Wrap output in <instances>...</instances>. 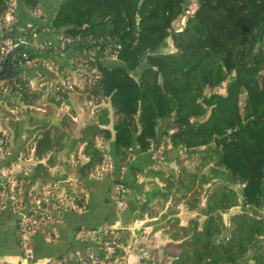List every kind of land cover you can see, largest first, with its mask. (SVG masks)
I'll return each instance as SVG.
<instances>
[{"label":"trees","instance_id":"16d2710c","mask_svg":"<svg viewBox=\"0 0 264 264\" xmlns=\"http://www.w3.org/2000/svg\"><path fill=\"white\" fill-rule=\"evenodd\" d=\"M186 1L58 0L52 13L36 0L24 1L43 19H31L37 31L55 28L58 36L77 39L67 60L84 79L68 102L73 113L78 106L88 113L79 131L68 113L52 123L68 89L56 90L48 98L52 106L40 112L35 106L42 104L43 93L29 89L17 73L7 77L12 80L3 84L14 97L8 105L26 106L9 126L15 141L23 135L33 139L38 159L25 185L42 191L44 184L60 179L51 169L62 151L75 158L67 168L80 179L110 161L111 173L103 172L110 191L115 183L121 188L116 198L123 201L127 195L122 225L156 218L146 223L159 225L155 228L168 237L162 246L167 264H264V0H196L184 27L173 30ZM9 6L10 0H0V20ZM168 38L174 50H159ZM49 51L27 50L39 63L70 73ZM222 86L224 93L217 91ZM21 144L16 150L27 152ZM135 149L150 158L160 153L162 160L177 150L178 168L167 172L151 161L130 165ZM125 168L132 183L122 179ZM140 174L148 177V190L134 186ZM80 194L76 202L84 205ZM179 203L195 213L185 224H180ZM109 231L98 230L100 240L90 250L113 241L107 257L103 250L97 253L113 261L124 251L118 246L121 237Z\"/></svg>","mask_w":264,"mask_h":264},{"label":"crops","instance_id":"0c3cea01","mask_svg":"<svg viewBox=\"0 0 264 264\" xmlns=\"http://www.w3.org/2000/svg\"><path fill=\"white\" fill-rule=\"evenodd\" d=\"M24 1L25 0H15L17 17L15 29L17 33H23L31 19H41L39 22L43 20L38 14L33 13V15L31 11L26 8ZM36 1L44 7L46 13L54 12L58 3V0ZM57 32L55 28L50 30L46 29L40 32L34 39V43L39 44L46 39L56 43L58 36ZM68 53L66 56L60 58L55 56L52 60L67 65L70 70H74L76 69L75 66L73 67L67 60ZM35 72L36 69L34 67L27 68V73L30 78L35 76ZM71 96L72 95L65 98V100L56 107L55 111L62 110L71 115L72 119L77 121V129H80L83 123L82 120L88 113L83 112L82 108L79 106L75 113H73L71 111V105L68 102ZM7 126L12 132L11 126H9V124H7ZM22 142L23 140L19 139V142L14 148L18 147ZM106 148L110 150L111 146L107 145ZM178 154L179 152H177V150L168 151L163 162H175V158ZM67 156L68 155L65 156V154H62V156L59 155L61 161L60 166L63 169L66 180H71L73 185L77 184L84 194L85 207L81 209H50L49 220L40 224L36 228L33 236L32 247L35 256L34 264H42L49 258H61L64 264H78L80 258L87 257L92 252V250H90L91 247L98 245L100 237L96 235V232L100 229L107 228H109V230L116 229L122 240L118 246L123 249L124 253L121 257H117L114 260V264H138L142 254L151 258L149 252L153 251L158 245L157 242L166 243L169 240L162 232L161 228L153 229L154 224L146 223L155 218L145 216L144 219H131L127 224L122 225V218L119 210L122 202L112 199L110 195L112 189L110 191V182L108 178L104 176V170L101 171L100 175H90L85 179L77 178L75 175H71L67 168V166L71 167L73 163H76L74 160L75 158L73 159L72 155L70 157ZM150 161L155 165L158 163L157 159L155 160L153 156L150 158L148 152L143 153L135 149L134 157L130 165L141 166ZM5 163V161L0 162V178ZM139 177H141V179L137 176V182L134 186L138 185L139 187L141 184V186L144 187L146 182H143L142 176ZM122 179L127 184L134 181V177L130 173L129 168L124 169ZM144 189L146 190L148 188L145 186ZM16 220L17 216L9 203L0 206V264L16 263L20 259L21 251L17 240ZM88 228L96 229V231H90ZM137 229L141 231L137 232ZM149 237L150 240L153 238H155V240L148 245L146 242L149 241ZM107 256L106 254V257Z\"/></svg>","mask_w":264,"mask_h":264},{"label":"built area","instance_id":"2783aa9c","mask_svg":"<svg viewBox=\"0 0 264 264\" xmlns=\"http://www.w3.org/2000/svg\"><path fill=\"white\" fill-rule=\"evenodd\" d=\"M16 20V2L10 0L8 11L0 20V92L5 94L0 96V162L5 161L0 178V206L9 203L16 216L17 240L21 251V256L16 263L7 264H34V250L32 240L36 228L49 220L50 209H81L85 204H78L70 195L67 186L60 185V181L54 180L43 186L42 191H38L34 186H26L24 176L38 161L33 154V147L29 150H16L10 139L11 130L8 128L10 120H17L26 106L20 103L18 106L10 107L7 103L11 96L10 87L3 84L10 74L17 73L19 77L27 81V87L31 90H39L42 93H53L54 90L66 88L72 91L75 86L82 83L83 77L81 71L71 70L69 72L58 71L51 64L39 63L36 58H30L27 50L33 46L39 49L49 48L48 55L55 57V54H66L70 51L69 45L77 39L57 36V42L43 40L39 44L34 43V39L40 34L37 26L28 24L30 27L27 33H17L15 29ZM104 53V52H103ZM115 60L116 56L110 57ZM36 69L35 76L29 77L27 68ZM51 72L55 78H48L42 75V70ZM41 70V71H40ZM78 72V73H77ZM76 73V75H74ZM5 123V125H3ZM113 165L108 170L111 173ZM97 172L99 168H96ZM69 182V181H68ZM118 184L112 185V192L115 191ZM113 241H105L102 250L106 254L111 252ZM99 250L92 251L87 257H82L78 264H114V261H106L97 256ZM88 258V259H86ZM42 264H64L61 258H49Z\"/></svg>","mask_w":264,"mask_h":264},{"label":"rangeland","instance_id":"374dc122","mask_svg":"<svg viewBox=\"0 0 264 264\" xmlns=\"http://www.w3.org/2000/svg\"><path fill=\"white\" fill-rule=\"evenodd\" d=\"M196 0H187L186 1V7H185V11H184V13H180L179 15H178V17L175 19V20H173L172 21V23H171V28L173 29V30H181L183 27H184V25H185V23H186V18H187V15H189V14H191L194 10H195V8H196ZM136 17V16H135ZM138 17H139V15H138ZM138 25H139V23H138ZM139 27V26H138ZM167 41V43L166 44H164V45H162V46H160L158 49L159 50H162V51H164V52H167V51H172V50H174V48H173V46H172V43H171V39H167L166 40ZM67 54V53H66ZM66 54H63L62 56H60V54H55V56L56 57H58V58H60V57H63V56H66ZM75 70V69H74ZM78 73V72H77ZM89 74V73H88ZM74 75H76V73L74 74ZM83 79H84V77H83ZM55 91L56 90H54V92L53 93H43V95L41 96V98L39 99L40 101H42V104H40L39 106H35V107H37V109H40V112H42L43 110L45 111V109H46V107H48V106H52V103H50L49 101H48V98L49 97H51L53 94H55ZM69 91V90H68ZM217 91L218 92H222V93H224L225 92V88H224V86H222L221 88H219V89H217ZM73 94H76V89H75V87H74V89L72 90V91H69V95L68 96H70V95H73ZM3 95H5V94H2L1 92H0V96H3ZM65 100V99H64ZM61 104V103H60ZM103 104V103H102ZM89 105H91V109H93V107H94V105H93V102L92 101H90L89 102ZM104 106L106 105V103H104L103 104ZM58 107V106H57ZM62 107H64V106H62ZM17 108H22L20 105H18V107ZM23 109L24 108H22L21 110L23 111ZM92 111L93 110H91V112L90 113H92ZM65 112L64 111H62V110H58V111H55V115H54V117H52L51 118V122L52 123H57L59 120H60V118L62 117V115L64 114ZM20 118V117H19ZM18 118V119H19ZM17 119V120H18ZM24 119H26V117L24 118ZM83 119V118H82ZM25 121V120H24ZM83 121V120H82ZM75 123L77 122V121H74ZM3 125H5V123H3ZM26 125V124H25ZM77 131H79V129H77ZM10 139L12 140V142H13V146H16V144L19 142V139H20V137H19V139L18 140H16L15 141V139H14V134L11 132L10 133ZM21 139L23 140V142H22V144H21V146H20V148H22V147H24V148H26V147H33V145H34V142H33V139L32 138H29V139H25V135H23L22 137H21ZM20 139V140H21ZM21 150H24V149H21ZM160 152V151H159ZM177 152H179V151H177ZM65 154V156L67 155L64 151H62V152H59L58 153V159H57V161H56V164L52 167V169H51V171L52 172H55V171H58V177L60 176V179H57L58 181H60V185L61 186H63V185H65V186H67L68 187V189H69V191H70V195L75 199V198H79L80 197V193L82 192L80 189H79V186L76 184V185H73V182L71 181V180H69V182H68V180H66V178H65V175H64V173H63V169L61 168V161H60V157H59V155L60 156H62V154ZM161 154L160 153H153V157H154V159L156 160L157 159V161H158V163L155 165L154 164V166H156V168L157 167H161L162 169H164V170H166L167 172L171 169V168H174V169H176V168H178L177 166H176V163L174 162V161H172V162H169V163H165V162H163V160H162V157L160 156ZM68 157V156H67ZM106 158H108V157H106ZM73 159H74V157H73ZM75 160V159H74ZM76 162V161H75ZM111 163L112 162H110V161H107V162H105L101 167H99V170H98V172H97V170H96V168L94 169V171L92 172V174H91V176H94V175H100L101 174V171L102 170H108L109 171V169L111 168ZM73 164H75V163H73ZM189 164V163H188ZM30 171V170H29ZM29 171H28V173H29ZM107 171V172H108ZM27 173V174H28ZM139 176H142V179L144 180L143 182H147L148 181V177H145L144 175H138V178L139 179H141V177H139ZM25 177V176H24ZM25 182V181H24ZM48 183H50V182H47L46 184H48ZM25 184H26V182H25ZM46 184H44V185H46ZM146 186V188H149V186L146 184L145 185ZM145 186H144V188H145ZM34 187H36L35 185H34ZM36 189V188H35ZM120 187L119 186H116V188H115V191H113V192H111V196H112V198H114L115 200H118L117 198H116V194H117V192L118 191H120ZM37 190V189H36ZM42 190H44L43 188H42ZM146 190H148V189H146ZM124 191V190H123ZM123 193V192H122ZM127 196V195H126ZM126 196H123V198H124V200L123 201H121L122 202V204H121V206L119 207V210H120V214H121V212H122V210H123V208H125V205H126V202H127V198H126ZM143 197V195H141V198ZM126 198V199H125ZM76 200V199H75ZM178 210H179V213H178V216H179V218H180V224H185L186 223V220L189 218V217H192V216H194L195 215V213H192V212H189V211H187L186 209H185V207H184V205L182 204V203H179L178 204ZM236 208H239V207H236ZM236 208H234V209H232L230 212H232V211H234V210H237ZM153 210H156V207L153 209ZM227 216V215H226ZM156 219V218H155ZM155 219H153V220H155ZM202 219H203V217L202 216H200L199 217V220L200 221H202ZM152 220V221H153ZM150 221V220H149ZM151 221V222H152ZM156 226H158L159 227V225H156V224H154V226H153V229H155V227ZM139 228H140V226H139ZM141 230L140 229H137V232H140ZM109 233L111 234V235H113L114 237L115 236H117V235H119L118 234V232H117V230L116 229H111L110 231H109ZM163 236V235H162ZM149 241H147L146 242V244H151V242H153V240H155V238H153V239H151L150 240V237H149V239H148ZM159 241V240H158ZM158 243V245L153 249V251H150L149 252V255H150V257L151 258H153L154 260H153V264H167V262L164 260V257L162 256V246L165 244V243H161V242H157ZM111 249H113V248H111ZM102 250V249H101ZM112 251V250H111ZM107 255H109V253L107 254ZM114 261V260H113ZM113 263H115V262H113Z\"/></svg>","mask_w":264,"mask_h":264},{"label":"water","instance_id":"95a60500","mask_svg":"<svg viewBox=\"0 0 264 264\" xmlns=\"http://www.w3.org/2000/svg\"><path fill=\"white\" fill-rule=\"evenodd\" d=\"M139 9L136 12V27H135V31L137 32L138 30V23H139ZM101 57H104V53L101 54ZM138 264H153V259L149 258L147 255L142 254L139 258Z\"/></svg>","mask_w":264,"mask_h":264}]
</instances>
